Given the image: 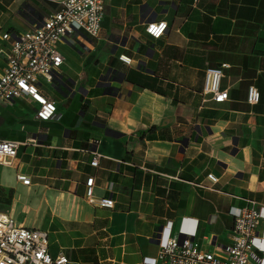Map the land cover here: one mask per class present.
Here are the masks:
<instances>
[{"label":"crops","instance_id":"1","mask_svg":"<svg viewBox=\"0 0 264 264\" xmlns=\"http://www.w3.org/2000/svg\"><path fill=\"white\" fill-rule=\"evenodd\" d=\"M59 1L0 0V49L3 34L32 30ZM154 22L168 24L159 40L145 30ZM63 45L73 54L61 53L59 77L42 87L57 115L36 121L26 98L11 105L32 112L27 125L0 120L10 128L0 139L23 144L15 165L1 167L16 186H0V211L46 232L52 256L80 264H143L180 232L219 254L232 214L247 200L264 207V0H106L101 40L79 32ZM224 65L230 99L215 104L203 93L206 72ZM6 67L0 53V74ZM92 177L94 196L113 199V209L86 200Z\"/></svg>","mask_w":264,"mask_h":264},{"label":"built area","instance_id":"2","mask_svg":"<svg viewBox=\"0 0 264 264\" xmlns=\"http://www.w3.org/2000/svg\"><path fill=\"white\" fill-rule=\"evenodd\" d=\"M58 11L32 30L20 33H6L2 40L8 46L0 49L7 59L6 70L0 74V106L11 105L17 100L28 98L37 108L35 119L40 123L51 121L58 113L56 102L47 98L43 85L53 84L60 75L65 59L59 45L66 39L83 32L94 40L102 38V24L105 18L106 0H60ZM168 29L166 22L146 25V33L155 40L161 39ZM120 61L129 65L131 61L121 56ZM208 69L204 95L211 96L215 104L229 101L228 90L221 89L223 70ZM260 94L257 88L248 91L249 105L258 104ZM22 143L0 139V167H13ZM100 156L96 154L93 167L98 166ZM211 185L218 179L209 174ZM17 181L25 186L31 179L18 174ZM95 178L87 180L86 200L91 205L113 209L111 198L97 199L93 194ZM231 242L219 254L201 250L195 233L180 232L168 235L160 242V251L155 259L146 258L143 264H264V236L259 227L264 223V207L247 200L246 206L234 214ZM46 232L19 227L6 213L0 211V264H80L63 253L52 256L49 251Z\"/></svg>","mask_w":264,"mask_h":264},{"label":"rangeland","instance_id":"3","mask_svg":"<svg viewBox=\"0 0 264 264\" xmlns=\"http://www.w3.org/2000/svg\"><path fill=\"white\" fill-rule=\"evenodd\" d=\"M59 49L61 51V53H63V55L65 56H71L73 54V50L68 48L67 46H64L63 44L59 45ZM46 89H50L47 85H46ZM4 106V105H3ZM5 107H7V113H5L4 117L0 119L1 123H22V124H26L29 122L32 112L30 111L29 113H26L24 115H18L17 110H15V108H12V105H5ZM16 107L18 108H24L25 105L24 104H16ZM25 109V108H24ZM3 108H1L0 106V111H2ZM25 111H27L25 109ZM28 112V111H27ZM9 127L5 128V126H0V133L1 134H6L9 133ZM16 132V131H14ZM11 137V136H9ZM21 152H23V148L21 150ZM22 171V170H21ZM0 186L2 187H8V188H14L16 186L15 184V172H13L12 170L9 169H2L0 167ZM18 190L16 191V197L18 199H20L22 197V191L19 187H17Z\"/></svg>","mask_w":264,"mask_h":264}]
</instances>
